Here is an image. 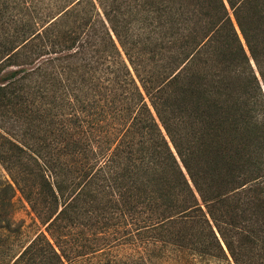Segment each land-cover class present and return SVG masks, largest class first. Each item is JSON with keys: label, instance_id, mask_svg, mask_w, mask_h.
I'll return each mask as SVG.
<instances>
[{"label": "trees", "instance_id": "16d2710c", "mask_svg": "<svg viewBox=\"0 0 264 264\" xmlns=\"http://www.w3.org/2000/svg\"><path fill=\"white\" fill-rule=\"evenodd\" d=\"M69 6L32 32L22 19V47L46 59L0 85L58 119L38 148L13 145L39 168L43 206L24 195L45 228L9 264H264V0Z\"/></svg>", "mask_w": 264, "mask_h": 264}, {"label": "rangeland", "instance_id": "374dc122", "mask_svg": "<svg viewBox=\"0 0 264 264\" xmlns=\"http://www.w3.org/2000/svg\"><path fill=\"white\" fill-rule=\"evenodd\" d=\"M56 1L58 0H24L21 5L16 7L15 3L10 0L13 8L11 21L10 17L4 18L0 13V43L4 42L1 38L10 36V42L13 43L10 45V50L17 47L13 51V55H10L9 64H6V61H4L6 52L1 54L0 51V85L7 82L5 74L10 70L20 67L32 70L37 64H41L43 59H46L39 58L35 54L31 55L29 48L22 47V38L27 33L20 34L18 29H20L23 19V24L25 20H29L34 24L30 29L27 28V31L38 30L42 26H45L48 20L50 21L54 18L52 19L53 21L56 19L55 16H57L60 7L63 9L67 8L71 3V0H59L58 3ZM0 4H3L2 0H0ZM27 7L30 9L29 12H27ZM75 7V5L69 6V9ZM83 8L84 6L82 5L81 9ZM82 13L80 10L69 19L67 18L63 23L66 26L75 28L77 24L80 25L83 22ZM9 14H11V10L8 16ZM29 55L31 56L27 57ZM36 59L38 60L34 65H26L27 61ZM53 67L56 68L57 63L48 68L45 75L34 74L29 76L26 84L34 85L37 82L34 86L36 87L42 85L44 80L50 84L53 79V76L50 74L55 73V68ZM34 87H30L28 90L31 91ZM29 99H32V97L29 96ZM10 101V94H6L5 96L0 95V221H2L0 226L3 227L0 229V264L10 263V252L13 251L11 249L12 246L20 247L32 238L37 231H43L45 228L42 222L38 221L35 217L30 207L31 205L27 202L24 195L28 193L38 194V199L35 200L38 203L37 208L43 206V197L39 195L41 192L39 168H37L36 163L31 160L26 152L16 149L13 145L21 148L23 145L29 144L38 148L39 141L37 138L45 136L44 132L47 130L48 122L50 120H58L54 117L56 109L52 110L51 113H49L50 111H44L43 114H30L25 105H14ZM37 152H39V149H37ZM38 163L41 165L40 161ZM14 181L18 182L17 186L14 184ZM10 184L13 187L12 195H10V188L8 187ZM10 198L12 207H10ZM32 198L36 199L34 195ZM10 217H13L15 222L21 225L20 233L17 236L10 234Z\"/></svg>", "mask_w": 264, "mask_h": 264}]
</instances>
